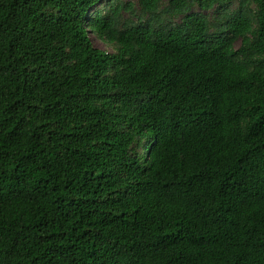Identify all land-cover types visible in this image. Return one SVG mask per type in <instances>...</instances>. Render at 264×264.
<instances>
[{
    "label": "trees",
    "instance_id": "trees-1",
    "mask_svg": "<svg viewBox=\"0 0 264 264\" xmlns=\"http://www.w3.org/2000/svg\"><path fill=\"white\" fill-rule=\"evenodd\" d=\"M232 1L0 0V264H264V0Z\"/></svg>",
    "mask_w": 264,
    "mask_h": 264
},
{
    "label": "rangeland",
    "instance_id": "rangeland-1",
    "mask_svg": "<svg viewBox=\"0 0 264 264\" xmlns=\"http://www.w3.org/2000/svg\"><path fill=\"white\" fill-rule=\"evenodd\" d=\"M122 2H131L135 5V10L137 12V15L140 14L139 7L137 5V0H121ZM239 8V0H233L227 7H224L217 12H209L208 15L210 17V20L212 21L213 24L219 26V25H224L226 21L229 19V17L234 13L237 9ZM193 11H200L198 7H194ZM125 15L128 17L129 14L125 13ZM175 22H180L179 19H175ZM93 42L96 47L105 50L106 52L109 53H115L116 49L113 46L106 45L104 42L100 41L98 38L93 36ZM241 45V41H237L235 43L236 48H238Z\"/></svg>",
    "mask_w": 264,
    "mask_h": 264
}]
</instances>
